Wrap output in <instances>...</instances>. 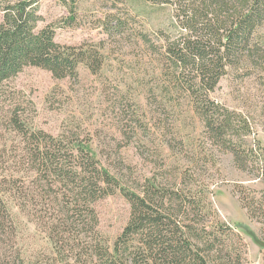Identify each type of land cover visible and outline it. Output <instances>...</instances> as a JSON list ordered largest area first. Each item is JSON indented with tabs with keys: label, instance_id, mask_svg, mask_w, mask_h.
<instances>
[{
	"label": "rangeland",
	"instance_id": "1",
	"mask_svg": "<svg viewBox=\"0 0 264 264\" xmlns=\"http://www.w3.org/2000/svg\"><path fill=\"white\" fill-rule=\"evenodd\" d=\"M17 1L22 0H12ZM38 1L42 18L38 32L50 29L55 42L64 47L97 50L105 66L94 73L80 65L79 77L65 80L29 67L11 80L8 86L18 93L30 124L53 137L65 134L71 141L82 142L123 187L138 195L147 182L170 192L190 193L197 210L203 212L195 219L196 228L203 236L210 234L214 242L210 255L203 239L197 238L202 256L218 264H226V258L231 264H264V246L238 228L249 227L264 243V178L239 169L233 155L209 139L193 101L174 92L167 74L162 58L166 38L173 43L183 35L176 7L146 0ZM4 8L0 3V24ZM253 64L229 68L210 97L250 118L253 135L246 143L251 148L260 143L264 158V72ZM154 86L165 93L150 97ZM2 126L0 177L27 178L19 186L43 200L44 184L30 185L26 170L17 166L20 138ZM2 190L15 216L12 242L22 257L27 262L59 264L65 257L54 256L51 209L45 200L36 207L20 200L10 187ZM94 207L100 222L98 238L113 249L130 221L131 205L117 192Z\"/></svg>",
	"mask_w": 264,
	"mask_h": 264
},
{
	"label": "trees",
	"instance_id": "2",
	"mask_svg": "<svg viewBox=\"0 0 264 264\" xmlns=\"http://www.w3.org/2000/svg\"><path fill=\"white\" fill-rule=\"evenodd\" d=\"M146 1L176 7L175 17L183 35L173 43L166 38L162 54L174 92L193 101L209 139L230 152L239 169L256 179L264 178L261 144L251 148L246 143L253 135L250 118L210 97L229 68L254 63V69L264 72V0ZM0 3L5 6L0 24V124L21 140V164L17 166L26 170L29 184H44L47 193L43 200L51 209L54 256L65 257L60 261L66 260L65 264H210V256L201 255L197 238L203 239L210 255L214 242L210 234L203 236L196 228L195 219L203 212L197 210L190 193L170 192L147 182L138 195L123 187L82 142L71 141L65 134L53 137L30 124L18 93L8 86L11 80L29 67L49 71L59 80L77 79L80 65L97 73L105 64L97 50L64 47L55 42L50 29L38 32L42 21L38 0ZM142 39L150 43L148 38ZM149 91L150 97L165 93L155 86ZM25 180L12 174L0 177V264H45L43 260L27 262L12 242L15 216L2 188L10 187L20 200L36 207L43 202L36 192L28 193L21 187ZM117 192L132 210L129 223L110 249L98 238L100 222L94 205ZM185 220L191 224L185 225ZM238 228L264 246L248 227ZM226 260L231 264L229 258Z\"/></svg>",
	"mask_w": 264,
	"mask_h": 264
},
{
	"label": "flooded vegetation",
	"instance_id": "3",
	"mask_svg": "<svg viewBox=\"0 0 264 264\" xmlns=\"http://www.w3.org/2000/svg\"><path fill=\"white\" fill-rule=\"evenodd\" d=\"M246 227V226H245ZM249 228V227H248ZM250 229V228H249ZM252 231V230H251ZM253 232V231H252ZM254 233V232H253ZM245 234H247L246 232H245ZM255 234V233H254ZM248 235V234H247ZM250 236V235H249ZM251 237V236H250ZM252 238V237H251ZM253 239V238H252ZM253 241H254V239H253ZM255 242V241H254ZM256 243V242H255ZM257 244V243H256ZM259 245V244H258ZM263 247V246H262Z\"/></svg>",
	"mask_w": 264,
	"mask_h": 264
}]
</instances>
